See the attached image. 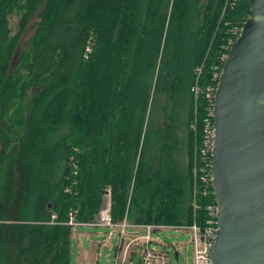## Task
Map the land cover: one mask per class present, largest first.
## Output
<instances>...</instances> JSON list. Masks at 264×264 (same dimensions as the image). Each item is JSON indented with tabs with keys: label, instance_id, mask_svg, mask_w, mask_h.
<instances>
[{
	"label": "trees",
	"instance_id": "16d2710c",
	"mask_svg": "<svg viewBox=\"0 0 264 264\" xmlns=\"http://www.w3.org/2000/svg\"><path fill=\"white\" fill-rule=\"evenodd\" d=\"M193 1L172 0L167 18L169 0H0L1 121L22 80L21 56L11 73L5 61L25 22L38 18L23 124L10 153L0 130V264H71V227L64 222L73 210L78 220H93L108 185L113 221L204 226L214 197L211 187L194 192L198 134L191 122L204 116L206 100L201 92L195 98L192 87L214 82L230 29L242 25L250 7L237 0L223 13L226 0H203L199 24L185 30ZM12 8L23 14L10 38ZM155 70L153 90L169 119L158 140L173 130L188 96L186 183L167 171L163 143L159 160L150 163L157 134L143 127ZM52 214L56 223H40Z\"/></svg>",
	"mask_w": 264,
	"mask_h": 264
},
{
	"label": "water",
	"instance_id": "95a60500",
	"mask_svg": "<svg viewBox=\"0 0 264 264\" xmlns=\"http://www.w3.org/2000/svg\"><path fill=\"white\" fill-rule=\"evenodd\" d=\"M249 7L214 97L210 264H264V0Z\"/></svg>",
	"mask_w": 264,
	"mask_h": 264
},
{
	"label": "rangeland",
	"instance_id": "374dc122",
	"mask_svg": "<svg viewBox=\"0 0 264 264\" xmlns=\"http://www.w3.org/2000/svg\"><path fill=\"white\" fill-rule=\"evenodd\" d=\"M19 2H21V0H19ZM202 2L203 0H196L191 3L190 10L187 12L186 19L183 23L185 30L191 29L199 24V10ZM171 6L172 0H169L167 18L170 14ZM22 14V9L17 10L16 8H12L9 10L8 35L10 38H12V36L21 28L22 24L20 17ZM37 22L38 18L36 13L27 22H25L20 36L13 40V51H11V55L9 57L7 56L5 61V65H8L7 71L11 73L14 70V65L17 62L19 56H21V59L18 63L17 72H19L22 76V80L19 82L16 95L13 97L9 108L5 112V117L2 119V121L0 119V130L4 131V137L7 142L5 150L6 152L9 151V153L18 139V131L23 124L25 112L24 107L28 96L25 87L31 73V60L35 47L32 43V36L34 34ZM155 78L156 70L153 74L151 99L143 127V133L151 126L152 132L155 131L157 134V139L151 141L152 154L150 156V163L152 165L159 160L157 157L158 151L160 150V147L163 143L165 146V164L167 165V171L169 168L174 170L177 174H180L183 177V180L186 183V176L190 167V152L188 150L187 131L185 126V120L187 118L188 112V99L185 102V97L188 96L183 98V103L179 105L178 109L176 110L175 115L177 116V120L173 130L171 132L168 131L166 135L164 134V141L161 139L158 140L159 135H161L160 127L162 126V121L167 119L168 123L169 119L167 118V111L164 112L163 109H161L160 103L164 99L161 95L155 93L153 90ZM2 149L3 144L0 142V190L2 189L3 184V162L5 160V158H2L1 155ZM137 160L138 159H136L135 164L137 163ZM102 200V205L110 201L111 207L110 185L105 187L102 194ZM97 219L98 213L96 214L95 218L90 221H97ZM123 221H125V219L122 221H114V223L121 224ZM40 223L48 224L46 221ZM110 231V227L95 225H80L76 230L71 228L69 234L71 239V264H127L128 261H131V264H138L142 255V249L137 246L136 251L134 252L131 259H128L130 256V254H128L126 260L123 261V258L121 257L122 247L116 250V246L119 242V235L117 232H115L114 235L109 236ZM152 236L154 239L158 237L162 243L151 244L153 246L155 245L158 249H166L171 264H194V247L190 241L189 230L177 228L158 229L152 232ZM134 249V245H131V247L128 249V252H131V250ZM175 251L178 252L177 259L174 257ZM131 253H133V251Z\"/></svg>",
	"mask_w": 264,
	"mask_h": 264
},
{
	"label": "built area",
	"instance_id": "2783aa9c",
	"mask_svg": "<svg viewBox=\"0 0 264 264\" xmlns=\"http://www.w3.org/2000/svg\"><path fill=\"white\" fill-rule=\"evenodd\" d=\"M236 3L237 0H226L223 13L226 9V6H230L232 8ZM241 26L242 25H233L230 29L231 36L224 45V48L227 50V52H224L221 56L224 62L229 54L231 44L240 34ZM89 51L90 49L87 48V52ZM200 70V68H197L198 73ZM220 72H217L213 75L214 82L209 83L204 90H202L197 83L192 87L195 98H197L201 92L204 94V98L206 100L204 116L199 118L196 115L194 120L191 122V127L194 129L195 134H198L196 138L193 162L194 192H196L198 186L203 187L205 191H209L211 187L212 192L210 168L214 136V97ZM195 114H197V107L195 109ZM193 207L194 209L197 207L195 199L193 201ZM205 210L207 212V218L204 226H200L196 222H193L191 225H166L134 224L129 223L126 220L121 224H116L112 219L110 201H108V203L102 205L100 208L97 221L82 222L77 219V210H73L68 214V219L64 222V224L69 225L74 230H76L80 225L110 227L111 231L109 232V236H112L115 232H117L119 235L118 243L121 246L123 245L125 250H128L131 245H134V247H141V264H171L167 250L158 249L155 245L153 246L151 244L162 243L158 237L155 239L153 238V231L165 228L189 230L190 241L194 247V264H210V252L214 242L215 232L217 230V205L215 199L214 202H210L206 205ZM55 218L56 215L52 214L50 220L46 222L48 224H54L57 222L55 221Z\"/></svg>",
	"mask_w": 264,
	"mask_h": 264
},
{
	"label": "crops",
	"instance_id": "0c3cea01",
	"mask_svg": "<svg viewBox=\"0 0 264 264\" xmlns=\"http://www.w3.org/2000/svg\"><path fill=\"white\" fill-rule=\"evenodd\" d=\"M120 247H122V258H123V261L124 260H126V258H127V255L128 254H130V256H129V258L128 259H131V257L133 256V254H134V252L136 251V247H134L135 249L134 250H131V252L133 251V253H131V252H128L129 250H125L124 248H123V246H120L119 245V243L117 244V246H116V250H118ZM140 247V246H139ZM141 248V247H140ZM115 259H116V257H115ZM128 261V260H127ZM127 264H131V261H128L127 262Z\"/></svg>",
	"mask_w": 264,
	"mask_h": 264
}]
</instances>
